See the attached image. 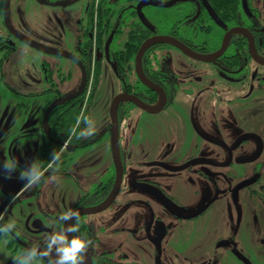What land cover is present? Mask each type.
Returning a JSON list of instances; mask_svg holds the SVG:
<instances>
[{"label": "flooded vegetation", "instance_id": "1", "mask_svg": "<svg viewBox=\"0 0 264 264\" xmlns=\"http://www.w3.org/2000/svg\"><path fill=\"white\" fill-rule=\"evenodd\" d=\"M5 1L0 0V71L19 40L9 25V0L5 20ZM78 1L43 3L67 7ZM140 1L127 0L114 11L110 4L103 7L97 0H85L82 15L71 29L58 31L57 37L53 31L38 38L43 45L37 46L46 51L42 53L65 52L74 58L66 59V65L53 63L55 78L49 76L52 72L46 74L54 97L45 110L66 98L58 88L71 79V68L76 66L84 92L93 87L97 63L101 82L105 62L118 85L113 99L122 95L115 106L122 163L119 190L105 210L79 215V233L92 241L86 250L91 262L264 264V0H239L235 14L216 13L209 0H153L156 5L141 8L144 23L136 11ZM119 11L122 16L117 21ZM74 15L71 10L67 20ZM133 20L135 27L130 26ZM236 28L249 36L232 33L225 39ZM143 31L149 35L142 39ZM153 36L171 37L195 56L161 43L149 45L139 55L142 44ZM51 134L42 133L60 155L42 176L59 164L65 167L69 152L102 137L93 132L77 146L69 143L70 138L53 140ZM70 145L73 151L67 150ZM69 168L59 176L78 182ZM115 181L112 163L69 210L101 205L113 192ZM60 214L53 209L35 227L25 225L31 234L42 235L0 233V242H6L0 247V264H12V256L32 245L43 250L50 234L76 222V218L61 222ZM2 223L6 222L0 218ZM36 264H50V257L38 258Z\"/></svg>", "mask_w": 264, "mask_h": 264}, {"label": "rangeland", "instance_id": "2", "mask_svg": "<svg viewBox=\"0 0 264 264\" xmlns=\"http://www.w3.org/2000/svg\"><path fill=\"white\" fill-rule=\"evenodd\" d=\"M84 5L85 0L67 7H48L43 0H9V25L20 38L41 46L43 41L38 38L46 37L53 31L57 37L58 31L62 33V29H71L82 15ZM71 10H75V15L71 20H67L66 16ZM53 14L56 17L60 15L63 19L56 18ZM61 49L67 51L68 48ZM54 62L69 64L63 57L39 52L19 39L16 40V51L3 64L0 71V166L3 161L13 157L21 168L33 163L41 143L43 111L54 97V94L48 91L50 86L45 81L48 71L52 72L49 76L55 78ZM101 69V82L96 85L97 89L93 91V87L89 85L83 100L86 103L90 94L93 96L89 120L94 126V132L101 134V139L92 145L69 152L66 166L59 164L41 176L38 183L29 185L26 180L18 179V170L12 173V179L0 176V218L6 223L14 221L15 232L19 235H42L41 232L31 234L26 226L35 227L37 220L43 218L45 213H51L53 209L61 213L69 210L83 192L90 190V183L97 182L98 174L113 163L108 129L109 109L114 95L118 92V85L105 62L102 63ZM62 73L63 76H68L65 70H62ZM80 80L79 68L73 67L71 79L66 80L67 82L58 89L66 97L73 95L80 88ZM84 110L85 105L81 109V115ZM69 166L70 171L77 176L78 182L59 176V173ZM4 242L1 240L0 247Z\"/></svg>", "mask_w": 264, "mask_h": 264}, {"label": "clouds", "instance_id": "3", "mask_svg": "<svg viewBox=\"0 0 264 264\" xmlns=\"http://www.w3.org/2000/svg\"><path fill=\"white\" fill-rule=\"evenodd\" d=\"M87 131L81 130L75 132L76 138L91 135L94 132V126L90 120L85 118ZM60 153L53 149L51 158L53 161L59 159ZM18 170L17 178L26 180L29 185L38 183L41 179L42 172L40 167L35 163H30L27 167H19L15 157L3 161L0 166V176L4 179H12V173ZM14 199V197L12 198ZM76 218L75 223L66 224L60 232L52 233L47 238L43 250L39 245H32L25 248L19 255L12 256V264H36L38 258L50 257V264H82L84 260L83 253L87 250L92 241L84 233H79V214L77 211H66L59 215L61 222H67ZM16 229L15 222L0 224V233H14ZM79 233L69 239L68 234ZM18 234V233H17ZM54 253V255H52Z\"/></svg>", "mask_w": 264, "mask_h": 264}, {"label": "trees", "instance_id": "4", "mask_svg": "<svg viewBox=\"0 0 264 264\" xmlns=\"http://www.w3.org/2000/svg\"><path fill=\"white\" fill-rule=\"evenodd\" d=\"M97 1L99 6L101 5L105 7L106 4H110L113 6L114 11H117L120 9L121 6H123L124 3H126L127 0H97ZM209 1L212 4L214 3L215 6L217 7L215 9L216 13H219L218 12L219 10L221 13L235 14L237 10H240L239 0H212V1L209 0ZM121 16L122 13L121 11H119L115 14L116 17L115 19L117 21H120ZM130 26L135 27L136 21L134 20L131 21ZM147 35H149V33L143 31L142 39L147 37ZM117 40L118 39L116 38L112 42L115 47L118 46ZM138 44H136V46H138ZM89 64L87 66V74H89V68H90ZM99 74H100V66L97 63L95 68L93 91L96 90L97 87L96 85L98 84V80H99ZM84 94L85 91L82 92V94L79 97H76L75 99H72L71 101L65 102L61 105H57V107L52 109L47 115L46 121L44 123L41 122V132L43 133V131L47 130L49 133H53L51 134L53 140L56 139L64 142L70 138L69 143L77 146H79L81 143L88 141V139L85 140L82 139V137L76 138V136L74 135V130L75 132H79L81 130L85 131L87 129V125L85 124V118L89 120V108L93 96L90 94L88 100L85 103L84 113L81 115ZM53 149L58 151V147H54L53 145H50L48 140L42 135L40 146L36 152L35 157L33 158V163L37 164L40 167L41 172H43L45 168H47L49 163L52 161L51 153Z\"/></svg>", "mask_w": 264, "mask_h": 264}, {"label": "water", "instance_id": "5", "mask_svg": "<svg viewBox=\"0 0 264 264\" xmlns=\"http://www.w3.org/2000/svg\"><path fill=\"white\" fill-rule=\"evenodd\" d=\"M244 1V0H243ZM149 5H156L155 3H153V0H142L138 3V5L136 6V11L138 14V17L140 19V21L142 23L145 22L143 15L141 13V8L144 6H149ZM7 6H8V0L5 1V20L7 19ZM161 6V5H159ZM211 16L213 17V19L217 20L216 16L214 15V13H212V11H210ZM234 34V33H243L246 36H249V34L240 28H236L233 29L232 31L228 32L225 39L227 38V36L229 34ZM19 37V36H18ZM112 36H109L106 44H105V53L106 56H108V46L109 43L111 41ZM20 40H22L24 43L28 44L29 46H31L32 48H34L35 50L41 51V52H46L43 48L38 47L35 44H31L26 40H23L22 38L19 37ZM170 44L176 48H178L179 50L183 51L185 54L189 55V56H195V54L188 49L186 46H184L182 43H180L179 41H176L175 39L168 37V36H153L149 39H147L141 46L140 50H139V55L141 54L142 51H144L149 45L152 44ZM50 53L51 55L54 56H58V57H63L65 59H74L72 56L65 54V53H54V52H47ZM140 58L139 56L137 57L136 61L137 63L139 62ZM85 80L83 82V86H84ZM82 92V88H80V90L73 94L70 95L64 99H62L59 103L62 104L66 101H69L73 98H75L76 96H78L80 93ZM122 100V95H118L116 96L111 105H110V109H109V117H110V127H109V133H110V147H111V155H112V162L113 165L115 167L116 170V181L114 184V188H113V192L110 194L109 198L102 203L101 205L95 207V208H90V209H84L82 211L79 210H75L78 212L79 215H86V214H94V213H99L103 210H105L106 208L109 207V205H111L112 200H113V196H115L119 190V185L121 182V170H122V163H121V157H120V147H119V139H118V120L115 114V106L117 101ZM58 102H53L52 104H50L47 109L45 110L44 116H43V122H45L47 115L49 113V111L54 108L56 105H59ZM59 146H62V143H58ZM67 150L69 151H73L74 148L70 145L67 147ZM68 222V221H67ZM66 222V223H67ZM68 238L71 239L70 234H68ZM84 255V261L82 262V264H92L89 253L87 251H85L83 253Z\"/></svg>", "mask_w": 264, "mask_h": 264}, {"label": "built area", "instance_id": "6", "mask_svg": "<svg viewBox=\"0 0 264 264\" xmlns=\"http://www.w3.org/2000/svg\"><path fill=\"white\" fill-rule=\"evenodd\" d=\"M65 145H67V143Z\"/></svg>", "mask_w": 264, "mask_h": 264}]
</instances>
